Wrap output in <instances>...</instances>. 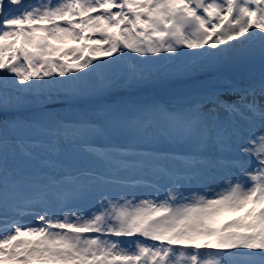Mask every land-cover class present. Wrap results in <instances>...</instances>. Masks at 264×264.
Instances as JSON below:
<instances>
[{
    "label": "snow or ice",
    "instance_id": "6c2138e0",
    "mask_svg": "<svg viewBox=\"0 0 264 264\" xmlns=\"http://www.w3.org/2000/svg\"><path fill=\"white\" fill-rule=\"evenodd\" d=\"M0 264H264V0H0Z\"/></svg>",
    "mask_w": 264,
    "mask_h": 264
},
{
    "label": "rangeland",
    "instance_id": "374dc122",
    "mask_svg": "<svg viewBox=\"0 0 264 264\" xmlns=\"http://www.w3.org/2000/svg\"><path fill=\"white\" fill-rule=\"evenodd\" d=\"M237 215H239V213H237ZM228 219H231L232 217L231 216H229V217H227Z\"/></svg>",
    "mask_w": 264,
    "mask_h": 264
}]
</instances>
